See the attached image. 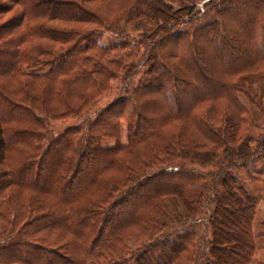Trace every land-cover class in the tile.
Segmentation results:
<instances>
[{"label": "trees", "instance_id": "16d2710c", "mask_svg": "<svg viewBox=\"0 0 264 264\" xmlns=\"http://www.w3.org/2000/svg\"><path fill=\"white\" fill-rule=\"evenodd\" d=\"M201 1L0 0V264H264V0Z\"/></svg>", "mask_w": 264, "mask_h": 264}, {"label": "rangeland", "instance_id": "374dc122", "mask_svg": "<svg viewBox=\"0 0 264 264\" xmlns=\"http://www.w3.org/2000/svg\"><path fill=\"white\" fill-rule=\"evenodd\" d=\"M206 1H208V0H202L199 3V6L201 8H203ZM94 5H97L98 8L100 7V9H103L105 11V6L101 2L94 3ZM107 13L111 14V11H107ZM83 27H85V26H82V28ZM112 37L108 32L105 31L104 36L102 37V39H100V43H102V44L108 43L110 41V39H112ZM113 83L116 85L118 83V81L114 80ZM114 96H115V92L110 93L109 95L103 97L100 105L106 104V102H109L110 100H112L111 98ZM211 103L212 102L203 105L197 111H199L200 114H204V115H205L206 110H209L210 114L211 113L216 114V112H218L220 110H221L220 112H223V110H225V108H229L236 115V117H241V115H243L241 112H239L237 110L238 108L235 105H233L232 103H229L226 99L219 100L217 102V104L212 105ZM212 106H213L214 111L211 110ZM250 110H251L253 118H254L253 120H255L257 123V126L251 125L250 133H253L254 135L255 134L258 135L260 132H262V130H263L262 128H264L263 127L264 126V116L255 107H251ZM214 118H215V120L217 119L215 122L216 124H220L223 121V116L221 117L218 114H216L214 116ZM76 123H78V119L74 118V119H70L67 122H58L55 125H53V128L55 131H61V130L65 129L66 127H68L69 125H73ZM121 141H122V143H127V141H128V139H127V128H126V124L124 122H123L122 131H121ZM114 142L115 141L111 140V139L107 140L108 144H114ZM240 175H241L242 179L244 180L245 184L258 196V198L263 199V197H264V160L255 164L252 168H250V170H247V171L243 170L240 173ZM250 175L256 177V179L254 181H252L249 178ZM168 202L171 205L173 210H175V211L182 210V207L179 204V202H177L173 198H168ZM258 213H259V215L264 214V201H262L260 203ZM261 243H264V239L261 241ZM256 257L258 259L264 261V248L260 249L257 252Z\"/></svg>", "mask_w": 264, "mask_h": 264}]
</instances>
